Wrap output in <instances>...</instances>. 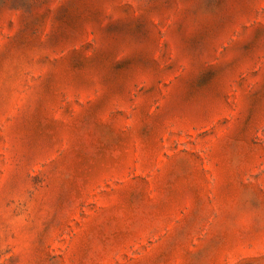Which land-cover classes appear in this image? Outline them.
Here are the masks:
<instances>
[{
	"label": "rangeland",
	"instance_id": "obj_1",
	"mask_svg": "<svg viewBox=\"0 0 264 264\" xmlns=\"http://www.w3.org/2000/svg\"><path fill=\"white\" fill-rule=\"evenodd\" d=\"M0 264H264V0H0Z\"/></svg>",
	"mask_w": 264,
	"mask_h": 264
}]
</instances>
